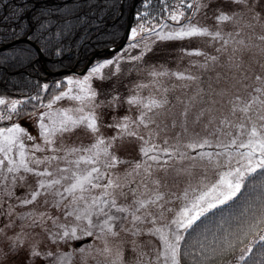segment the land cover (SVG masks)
Wrapping results in <instances>:
<instances>
[{"label": "snow or ice", "instance_id": "6c2138e0", "mask_svg": "<svg viewBox=\"0 0 264 264\" xmlns=\"http://www.w3.org/2000/svg\"><path fill=\"white\" fill-rule=\"evenodd\" d=\"M111 2L62 0L56 5L49 0H20L0 21V54L5 48L16 49V55L5 60L15 61L12 67L35 70L40 56H60L68 46L86 38L94 25L105 23L96 10ZM163 2L166 18L157 13L159 18L146 19L150 16L147 10L137 15L141 22L130 29L135 43L128 46L137 48L143 43L144 50L134 59L142 60L152 51L148 43L152 38H207L219 43V55L199 49L187 54L203 57L199 67L205 71L218 67L223 71L216 73L207 93L197 85L194 95L177 96L173 101L167 95L144 99L138 94L126 100L119 94L109 99L102 87L97 91L90 81L92 77L101 82L107 79L102 71L106 68L120 72L121 57L117 56L97 64L81 80H67V90L52 96L47 104L39 94L28 100L0 97V121L22 117L29 100L40 101L27 113L35 120L40 142L19 122L0 127V258H11V264L21 257L23 264H34L37 259L42 264H126L123 233L133 238L136 264H184L185 257L192 264H208L234 252L238 245L243 246L240 262L264 264V205L259 215L253 214L236 231L207 245L200 242L199 249L184 244V234L194 230L197 221L235 200L247 176L264 170V0ZM150 4L146 0L144 9ZM0 7H4L3 0ZM161 19L180 26L173 30ZM21 43L27 46L19 47ZM4 69L0 64V71ZM151 75L175 77L192 85L199 80L187 71ZM216 82L223 87L217 88ZM41 90L47 92L48 85ZM65 99L74 106L54 109ZM125 103L129 109L118 116ZM131 108L137 109L135 116L127 114ZM104 128L114 129V134L106 137ZM85 136L91 138L89 144L81 139ZM213 136L218 140L228 137L218 147L247 150L236 153L242 158L243 162L237 160L241 166L224 173L217 184L169 219L166 213L172 209L168 205L181 198L175 189L191 175L192 162L212 161L213 153L190 156L186 150L211 147ZM134 141L139 142L140 159L130 163L119 151ZM215 155H225L231 164V153ZM129 164L120 174L121 166ZM17 188L22 191L18 193ZM182 194L184 199L189 196L187 189ZM250 235L254 239L245 243ZM84 237H94L100 246L85 250L81 245L70 253L64 250ZM256 243L261 245L259 258L252 254Z\"/></svg>", "mask_w": 264, "mask_h": 264}, {"label": "rangeland", "instance_id": "374dc122", "mask_svg": "<svg viewBox=\"0 0 264 264\" xmlns=\"http://www.w3.org/2000/svg\"><path fill=\"white\" fill-rule=\"evenodd\" d=\"M165 22L168 23L173 30L179 28L180 26L172 21L167 20L163 21L162 23ZM181 23H184V21H181ZM207 23L211 24L212 21L208 20ZM129 41L130 42L122 47L121 50L114 52V54L112 53V56H105V58L102 57L94 59L91 63V67H89L84 73H70L66 78V82L69 79L81 80L84 77L88 76L91 72V69L97 64L103 63L104 61L109 59L114 60L117 56H120V72L116 73L111 68L103 69L102 71L107 79L101 82L96 77H92L90 83L92 84L93 88L99 91L102 87L105 95H107L109 99H111L112 96L119 94V96L123 100H126L128 97L134 94H138L141 98L144 99H147L150 96L159 98L161 95H167L169 100L173 101L174 97L177 96L184 98L185 96L194 95L197 85L200 88H203L204 92L207 93L209 91L208 85L214 83L213 78L216 76V73L223 71V69H220L219 67L215 71H205L204 69L199 67V65L204 62L203 57H197L187 54L189 51L199 49L207 52L209 55H219V53L216 52V48L219 47V43L208 42L207 38H194L191 40L186 39L177 41H160L156 38H152L151 40H148L152 51L146 52L143 56V59L139 61L135 60L134 57L141 54V52L144 50V44L141 43V45L137 48H129L128 45L130 43H135V41H132L131 39ZM109 71H113V75L108 76ZM163 71H167L169 73L187 71L193 75H197L199 77V80L195 85H192L191 82L178 81L175 79V77H153L151 75V73L153 72ZM185 84H189L190 87H182ZM140 85H143V87H139ZM216 86L217 88L223 87V85L219 84L218 82H216ZM72 87L73 89H75L76 85H72ZM67 88L68 85L66 84V87L63 91H66ZM164 89H167L166 93L164 92ZM0 97L19 99L6 95H0ZM103 98V96H98V99ZM73 106L74 102H70L65 99L57 102L54 105V109ZM129 107L130 106L125 103L123 107L119 108L117 115H124ZM37 111H47V109H37ZM127 114L135 116L137 114V109L131 108V111ZM111 115L112 112H109V116ZM14 122H19L22 126L26 127V129L32 135L37 136V127L35 120L29 119L28 115H26L22 119L21 117L18 118L14 116L12 121H0V127H10ZM108 122L111 123L114 121ZM103 134L106 137L112 136L114 134V129L104 128ZM81 139L83 140L84 144H89L91 142V138L87 136L82 137ZM210 139L212 141L211 147L197 149L196 152H193L191 149L186 150L190 156H196L199 152L213 153L212 161L209 162L205 159L192 162L195 167H192L190 169L191 175L187 178L186 182L181 181L179 186L175 189L178 193H180L181 198L168 205V207L172 209L171 212L166 213V216L169 219L175 218V214H178L186 204L190 206L195 196L202 194L203 192L210 189L214 184H217L224 173L241 166L237 163V160L240 159L242 161V158L238 157L236 153L238 151H247L246 149L224 148L217 146L221 143V140L226 143L228 137H221L220 140H218L213 136L210 137ZM36 142H40L38 136ZM159 142L161 141L157 140V143ZM27 143L31 145L32 142ZM77 143H79V141H77ZM138 147L139 142L134 141L131 143H125L124 146L120 149L119 155L130 163L138 161L140 159ZM217 152L231 153V164L228 163V158L225 155L216 156L215 154ZM185 163L187 164L188 162L186 161ZM61 166L63 167L64 165L61 164ZM129 166L130 164L122 165L121 170H119L120 174H122V170L124 168H127ZM189 185H191V187H189ZM184 189H187L189 192V196L187 199L183 198L182 193ZM16 191L19 193L22 190L17 188ZM121 236L125 240L123 244V251L126 264H136L137 254L133 251L134 245L131 243L133 238L126 237L123 233L121 234ZM141 239H148V237H143ZM117 243H119V241H117ZM81 245L84 246L85 250H88L89 248L95 249L96 247L100 246V241L95 240L94 237H84L80 241L70 242V246H65L64 250L70 253L73 251V249H76ZM0 264H11V258H9L8 261L0 258ZM16 264H23V257L16 261ZM34 264H42V262L37 259L34 261ZM73 264H75V261H73ZM93 264H95V262H93Z\"/></svg>", "mask_w": 264, "mask_h": 264}, {"label": "trees", "instance_id": "16d2710c", "mask_svg": "<svg viewBox=\"0 0 264 264\" xmlns=\"http://www.w3.org/2000/svg\"><path fill=\"white\" fill-rule=\"evenodd\" d=\"M145 2L146 0H137L134 6V0H112L103 10L97 9L96 14L101 18H105V23L94 25L93 30L90 31L86 38L81 39L74 46H68V50L63 51L60 56L48 57L45 54L46 60L40 57V62L35 70L31 67L25 69L19 65L12 67L11 65L16 62L5 60V58L16 55L17 50L5 48L3 53L0 54V64L5 65L4 71H0V95L28 100L29 97L39 94L43 103H48L52 96L59 94L60 91L65 89L66 78L70 74L54 75L48 74V72H56L73 67L83 69L89 59L97 52L100 54L95 59L112 56L114 53L106 52L107 48L121 43L125 38L128 24L132 23V28L137 27L138 23L141 22L137 20V15L145 10L150 13V16L146 19L157 17V13L166 18L167 14L162 12L165 6L163 0H151L148 9L143 7ZM19 3L20 0H3L4 7H0V21L3 20L4 16L11 14L14 11V6ZM49 3L59 5L62 0H49ZM168 3L173 4L175 0H168ZM133 6L134 11H132ZM165 20L161 19L160 22L162 23ZM3 26L6 27V25ZM96 27L100 30L96 31ZM129 40L130 36L128 42H130ZM26 46L23 43L19 44V47ZM25 72V75H21V73ZM57 83L61 85V88L57 89L54 87ZM44 84L48 85L47 92L41 90ZM39 103L40 101L29 100V103L23 108L24 115H22L21 119L33 110V105ZM243 184L241 193L235 200L213 212H209L200 221H197L194 230H189L184 234L185 245L199 249L200 242L207 245L216 237L236 231L242 222L251 219L253 214H260L262 205H264V170L258 169L257 172L248 175ZM253 239L254 237L250 235L245 240V243H251ZM242 247V245H238L234 252L209 261L208 264H248V261L240 262L239 260ZM260 248L261 245L259 243L252 247V254L257 258H259ZM183 249L184 245H182V251ZM248 259L250 260L251 257ZM184 264H192V261L185 257Z\"/></svg>", "mask_w": 264, "mask_h": 264}, {"label": "water", "instance_id": "95a60500", "mask_svg": "<svg viewBox=\"0 0 264 264\" xmlns=\"http://www.w3.org/2000/svg\"><path fill=\"white\" fill-rule=\"evenodd\" d=\"M137 0H134V6L136 4ZM133 11V9H132ZM130 29H131V23L128 24L127 26V29H126V35H125V39L123 40V42L117 46H114V47H109L107 48V52L111 53V52H114V51H117L119 49H121L125 43L127 42V39L129 37V34H130ZM99 53H95L88 61V63L86 64V66L83 68V69H77L76 67H73L71 69H65V70H59V71H56V72H48V74H54V75H62V74H66V73H71V72H77V73H84L87 68L90 66L91 62L93 61V59L98 55ZM43 60H46L45 56H40Z\"/></svg>", "mask_w": 264, "mask_h": 264}]
</instances>
